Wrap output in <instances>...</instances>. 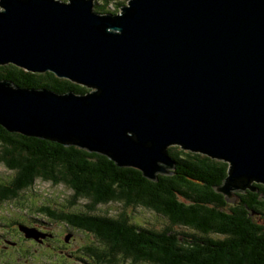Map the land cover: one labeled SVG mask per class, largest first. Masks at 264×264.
<instances>
[{
    "label": "water",
    "instance_id": "obj_1",
    "mask_svg": "<svg viewBox=\"0 0 264 264\" xmlns=\"http://www.w3.org/2000/svg\"><path fill=\"white\" fill-rule=\"evenodd\" d=\"M0 0V65L85 85L58 94L0 81V124L76 144L145 177L178 145L229 163L228 202L264 184V0ZM29 231L27 228H25ZM31 233V234H30ZM27 237L33 234L29 231Z\"/></svg>",
    "mask_w": 264,
    "mask_h": 264
},
{
    "label": "trees",
    "instance_id": "obj_2",
    "mask_svg": "<svg viewBox=\"0 0 264 264\" xmlns=\"http://www.w3.org/2000/svg\"><path fill=\"white\" fill-rule=\"evenodd\" d=\"M111 1L95 0V12L118 14L123 2L114 1L111 9ZM2 80L58 94L91 92L52 72L36 73L14 64L0 65ZM168 154L175 161L170 170L174 174L158 173L154 180L136 167H120L103 153L10 132L0 124V165L11 173L0 180V204L23 208L19 199L37 180L67 186L71 192L67 203L53 207L44 201L32 210L54 223L94 233L100 245L86 251L97 257L98 264H264V184L255 182L257 192L247 188L239 192V202H228L213 187L224 183L229 163L178 145L170 146ZM81 200L89 212L73 210ZM114 201L132 206L140 216L94 213L98 205ZM141 208L155 213L158 227L136 223L142 218ZM10 221L8 216L0 218V225Z\"/></svg>",
    "mask_w": 264,
    "mask_h": 264
},
{
    "label": "flooded vegetation",
    "instance_id": "obj_3",
    "mask_svg": "<svg viewBox=\"0 0 264 264\" xmlns=\"http://www.w3.org/2000/svg\"><path fill=\"white\" fill-rule=\"evenodd\" d=\"M111 203L109 202L108 204ZM116 203L121 208V211L116 215L109 213L100 214L98 211L99 205L94 213L96 215L109 214L114 217H121L126 214L132 219L128 210L133 207L126 206L125 202ZM85 207L78 206V208L73 210L77 213L89 212L88 208ZM138 216H140V213ZM34 218L42 220L43 223H37L33 218L19 219L15 217L10 218L11 221L9 223L11 224L0 225V264H32L31 262L53 264L52 257H55L58 261L60 259L59 264H66V261L69 264H98L97 257L86 251L93 244L99 243L100 245V240L98 241L94 233L70 224L54 223L49 218ZM21 223L23 225H20L19 228L18 224ZM22 226L32 228V230H28L33 231V234L27 237L29 231ZM61 229L64 230L62 231ZM118 264L128 263L120 261ZM140 264H145V262Z\"/></svg>",
    "mask_w": 264,
    "mask_h": 264
},
{
    "label": "rangeland",
    "instance_id": "obj_4",
    "mask_svg": "<svg viewBox=\"0 0 264 264\" xmlns=\"http://www.w3.org/2000/svg\"><path fill=\"white\" fill-rule=\"evenodd\" d=\"M68 1V0H63ZM123 2V5L128 4L129 0H112L110 8H115V3L113 2ZM0 9L2 7L0 6ZM121 10H119L118 14L121 13ZM11 173L8 171L3 165H0V180L3 181V179L7 176H9ZM70 190L67 186L63 184L55 185L50 182H45L41 180H37L34 183V186L31 188L30 191H25L23 193V198L19 199L20 205L24 208H29L30 210H22L23 208H19V206L16 203H10L8 205H2L0 204V218L3 220L6 216L8 218H19V219H29V217H38L39 215L34 213V210H32L35 206L38 204H42V202H49L50 205L53 207H61V204H64L66 199L68 197H71ZM82 204H80V207H85L86 201L81 200ZM67 203V202H66ZM86 208V207H85ZM140 208V207H138ZM137 208V209H138ZM98 211L100 214L102 213H109L116 215L118 212L121 211L120 206L116 202H112L111 204H101L98 206ZM128 212L131 214L132 218H136L138 215L134 208L129 209ZM10 213V214H9ZM141 217L137 218L136 223L145 222L146 224L150 223V225L158 227L159 225L155 222L157 219L155 213L150 210H145L141 208ZM135 214V215H134ZM17 215V216H16ZM5 222V220H4ZM62 231L64 229H61ZM60 232V231H59ZM53 264H59V261L52 257ZM31 262V261H30ZM32 264H40V263H33ZM66 264H69L68 261H66Z\"/></svg>",
    "mask_w": 264,
    "mask_h": 264
}]
</instances>
